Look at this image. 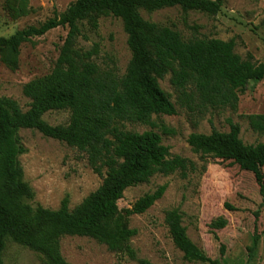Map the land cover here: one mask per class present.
<instances>
[{
    "label": "trees",
    "instance_id": "1",
    "mask_svg": "<svg viewBox=\"0 0 264 264\" xmlns=\"http://www.w3.org/2000/svg\"><path fill=\"white\" fill-rule=\"evenodd\" d=\"M224 3L225 0H77L39 26L0 37L2 60L15 69L25 42L60 27L69 30L52 74L24 86L23 93L31 100L28 111L24 112L15 100L0 96V264H5L3 254L8 240L42 254L49 264H69L61 252L64 237L90 238L112 253L135 258L130 241L138 232L130 228V218L152 208L167 187L145 195L132 209L121 211L118 203L124 193L158 174L169 176L180 171L186 177L195 166L181 157L170 158V149L163 145L158 133L131 132L126 124L155 127L154 116L177 114L171 97L159 83L168 75L179 93L180 104L201 112L236 111L240 93L251 82L264 80V64L255 62L252 56L243 59L235 52V41H186L178 31L147 21L140 12L179 7L185 13L217 15ZM107 16L122 20L128 35L132 59L123 77L101 70L93 62L95 50L85 52L76 47L82 25L86 23L97 31L99 20ZM51 111H69L70 123L48 124L44 116ZM247 120L254 132L264 136V114L247 116ZM229 124L228 133L214 129L210 135L192 134L188 143L195 154L228 162L254 175L264 196V143L245 144L240 137L241 126L233 121ZM22 130L38 131L85 153L93 171L103 178L102 185L73 210L68 197L57 210L31 206L35 193L25 182L20 163L26 153L19 135ZM225 207L235 210L227 204ZM166 223L185 260L221 264L191 241L179 210L169 211ZM210 226L222 230L228 221L219 218ZM259 241L260 237L255 236L253 250ZM221 252L224 256L225 246ZM140 264L153 263L141 260Z\"/></svg>",
    "mask_w": 264,
    "mask_h": 264
},
{
    "label": "rangeland",
    "instance_id": "2",
    "mask_svg": "<svg viewBox=\"0 0 264 264\" xmlns=\"http://www.w3.org/2000/svg\"><path fill=\"white\" fill-rule=\"evenodd\" d=\"M76 1L0 0V37L8 38L18 31L39 26L55 12H65ZM140 13L147 21L178 31L186 41L192 38L235 41V52L243 59L252 56L255 62L264 64V0H225L217 15L185 13L179 7ZM81 29L76 47L85 52L95 50L93 62L101 70L123 77L132 53L122 20L102 17L97 31H92L86 23ZM68 32L60 27L25 42L15 69L3 62L0 53V96L15 100L24 112L28 111L31 100L24 95V86L52 74ZM159 83L171 97L177 114L154 116L155 127L128 123L126 129L158 133L163 145L170 149V158L187 159L195 170L186 177L180 171L169 176L158 174L148 183L124 193L118 203L121 211L132 209L145 195L167 187L163 198L152 208L130 218V228L138 232L130 241L135 258L112 253L105 245L85 237H64L63 257L69 264H140L141 260L153 264H202L185 260L172 240L166 215L179 210L189 238L211 259L221 264H264V196L256 178L228 162L195 154L188 143L192 134L210 135L214 129L228 133L230 121L241 126L240 137L245 144L264 143V136L254 132L247 120V116L264 114V80L251 82L240 93L236 111L208 109L205 112L191 111L180 104L179 93L171 85V75ZM70 118L69 111H51L44 116L52 126L68 125ZM165 130L173 133L167 134ZM19 135L26 148L20 157L24 180L35 193L31 206L57 210L68 197L73 210L102 185L103 178L93 171L87 155L79 149L46 138L35 130H22ZM226 204L235 210L226 209ZM219 218L226 219L228 226L213 230L210 225ZM255 236L260 241L253 250ZM222 246L226 247L224 256ZM3 260L5 264H49L42 254L12 240L7 241Z\"/></svg>",
    "mask_w": 264,
    "mask_h": 264
}]
</instances>
